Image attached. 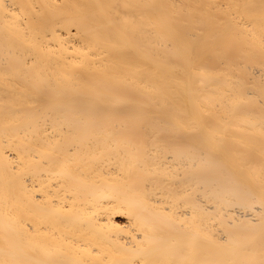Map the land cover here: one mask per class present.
<instances>
[{
  "label": "bare ground",
  "instance_id": "1",
  "mask_svg": "<svg viewBox=\"0 0 264 264\" xmlns=\"http://www.w3.org/2000/svg\"><path fill=\"white\" fill-rule=\"evenodd\" d=\"M0 264H264V0H0Z\"/></svg>",
  "mask_w": 264,
  "mask_h": 264
}]
</instances>
